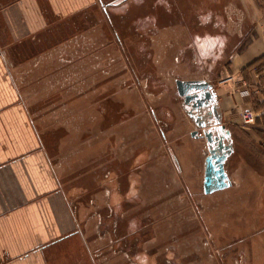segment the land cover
I'll list each match as a JSON object with an SVG mask.
<instances>
[{"label": "crops", "instance_id": "crops-1", "mask_svg": "<svg viewBox=\"0 0 264 264\" xmlns=\"http://www.w3.org/2000/svg\"><path fill=\"white\" fill-rule=\"evenodd\" d=\"M179 1L46 0L58 18L95 3L105 17L134 18L133 37L123 45L113 27L125 52L124 90L100 69L93 70L91 89L70 90L69 66L100 62L77 58L74 64L52 57L57 46L37 43L51 24L38 0L0 6V264H149L146 230L137 239L134 231L148 225L150 208L165 209V193L173 210L195 209L203 199L207 209L214 193L235 186L225 163L242 129L264 131V95L243 97L237 82L219 79L232 74L252 82L256 66L264 85V0H252V24L240 25L235 45L207 27L170 23L197 14L180 9ZM16 43L42 52L16 57ZM176 78L212 84L232 146L225 188L203 190L206 141L191 134L203 127L177 93ZM119 92L127 99L122 110ZM91 105L99 120L89 128L83 114ZM246 110L255 118L243 125Z\"/></svg>", "mask_w": 264, "mask_h": 264}, {"label": "rangeland", "instance_id": "rangeland-1", "mask_svg": "<svg viewBox=\"0 0 264 264\" xmlns=\"http://www.w3.org/2000/svg\"><path fill=\"white\" fill-rule=\"evenodd\" d=\"M13 1L0 0V6ZM38 1L49 15L51 24L42 36L35 38L37 43L57 46L52 51V57L71 58L74 64L77 58L85 63L93 60L100 62V66L63 67L68 71L70 90L91 89L93 70L97 69H100L101 77L112 75L120 90L128 87L129 82L125 81V52L113 33V27L117 26L123 45L127 38L133 37L130 24L134 18L123 21L114 15L105 17L103 7L98 3L88 6L84 12L58 18L51 15L46 0ZM177 4L186 13L195 9L197 14L191 18H171L170 23L175 20V24L181 22L183 27L187 23L192 28L194 23L195 26L207 27L205 29L217 32L230 45H235L238 39L240 41L237 34L240 25L244 24L247 28L252 24V0H181ZM208 9L215 10L214 17H206ZM108 43H111V47ZM32 47L16 43V57L33 58L42 52H29ZM82 67L85 71L84 82L78 76ZM98 81H95V85H98ZM255 95L264 94L252 93L249 98ZM124 100L127 99L123 92H119L115 99L116 107L122 110ZM83 116L84 124L89 128L99 120L92 105L84 111ZM240 132L241 136L235 139L234 151L225 163L227 172L235 177V186L226 193H214L211 209L208 208L210 203L205 208L203 199L197 200L195 209L173 210L172 197L165 193L160 202L165 209L150 208L148 225L143 229L136 227V239L142 230H146L143 238L148 241L146 245L149 254H152L145 259L149 264H264V131L242 129ZM123 165L118 162V166ZM90 180L91 177L85 178V184ZM138 213L134 211V214ZM133 244L137 245L136 242Z\"/></svg>", "mask_w": 264, "mask_h": 264}, {"label": "water", "instance_id": "water-1", "mask_svg": "<svg viewBox=\"0 0 264 264\" xmlns=\"http://www.w3.org/2000/svg\"><path fill=\"white\" fill-rule=\"evenodd\" d=\"M177 93L183 97L184 102L197 110L195 121L203 127V136L206 141L203 190L211 193L227 187L230 184L224 169V161L232 151L229 140L230 132L221 122L215 92L212 84L203 78L175 79ZM205 109L203 112L202 110ZM192 112V109L190 108ZM197 133L194 129L191 134Z\"/></svg>", "mask_w": 264, "mask_h": 264}, {"label": "built area", "instance_id": "built-area-1", "mask_svg": "<svg viewBox=\"0 0 264 264\" xmlns=\"http://www.w3.org/2000/svg\"><path fill=\"white\" fill-rule=\"evenodd\" d=\"M251 70L255 77V80H253L252 82H248L247 80L241 77L235 79L234 75L232 74L224 75L219 79V82H227V81L237 82V87L235 91L238 92L243 97L251 96L252 93L264 94V85L260 81V76L258 75L257 67L252 66ZM240 117L242 120V124L246 125L254 121L255 114L251 110H246L240 112ZM197 135L203 136V130L202 129L197 130Z\"/></svg>", "mask_w": 264, "mask_h": 264}, {"label": "flooded vegetation", "instance_id": "flooded-vegetation-1", "mask_svg": "<svg viewBox=\"0 0 264 264\" xmlns=\"http://www.w3.org/2000/svg\"><path fill=\"white\" fill-rule=\"evenodd\" d=\"M190 108L192 109V111H196V112H197V110H196V109H194V108H193L191 105H190ZM203 110L205 111V109H203ZM228 141H229V140H227V139H224V142H225V143H228Z\"/></svg>", "mask_w": 264, "mask_h": 264}]
</instances>
